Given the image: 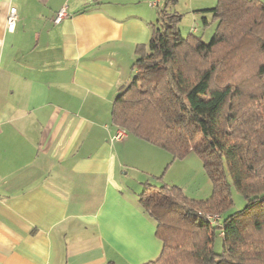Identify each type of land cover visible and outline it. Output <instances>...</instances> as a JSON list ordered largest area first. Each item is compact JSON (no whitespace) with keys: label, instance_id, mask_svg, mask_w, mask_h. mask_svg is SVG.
I'll return each mask as SVG.
<instances>
[{"label":"crops","instance_id":"1","mask_svg":"<svg viewBox=\"0 0 264 264\" xmlns=\"http://www.w3.org/2000/svg\"><path fill=\"white\" fill-rule=\"evenodd\" d=\"M151 1L0 0V264H142L160 254L137 198L171 155L128 133L113 139L112 120L157 23L162 0ZM216 1L183 0L190 25L179 23L180 34H205Z\"/></svg>","mask_w":264,"mask_h":264},{"label":"trees","instance_id":"2","mask_svg":"<svg viewBox=\"0 0 264 264\" xmlns=\"http://www.w3.org/2000/svg\"><path fill=\"white\" fill-rule=\"evenodd\" d=\"M176 1L157 6L148 50L136 58L112 120L171 161L194 151L211 194L199 200L174 184L145 183L137 202L155 222L162 249L142 264H264V114L256 105L264 102V2L217 0L206 42L180 34ZM231 185L246 204L228 212Z\"/></svg>","mask_w":264,"mask_h":264},{"label":"rangeland","instance_id":"3","mask_svg":"<svg viewBox=\"0 0 264 264\" xmlns=\"http://www.w3.org/2000/svg\"><path fill=\"white\" fill-rule=\"evenodd\" d=\"M183 4V0H180L179 5H177V9L183 12V16L180 22V26L182 28H189V16L190 14L185 8ZM217 25V21L215 24L211 26L210 29L206 30L205 34L202 32L203 27H200V31L198 32V36H200L204 41H209L214 33L215 27ZM203 36H202V34ZM188 32H186L187 34ZM185 34V35H186ZM248 69L251 65H245ZM264 82V80H263ZM260 107L261 112L264 114V102L262 104H256ZM172 160V159H171ZM173 162V163H172ZM171 162V167L169 171L160 179H158L157 185L161 184H174L178 187H181L185 194L193 199H206L211 194V183L208 179V176L203 170L202 162L199 156L194 152L191 151L185 158L183 159H176ZM231 195L233 204L230 207L228 212L237 211L242 209L245 204L246 200L243 196L235 189L233 185H231ZM222 250V236L220 232L217 231L214 236L213 241V251L215 253H220ZM118 264H126L124 261L119 262Z\"/></svg>","mask_w":264,"mask_h":264},{"label":"built area","instance_id":"4","mask_svg":"<svg viewBox=\"0 0 264 264\" xmlns=\"http://www.w3.org/2000/svg\"><path fill=\"white\" fill-rule=\"evenodd\" d=\"M158 1L159 0H153L150 2L151 6H157L158 5ZM67 15L65 8H61L60 10H58L54 16V18L52 19L53 23H59L65 16ZM16 22H17V12H16V8L11 7L7 13V18H6V28L8 31H14L15 26H16ZM126 134V131L123 128H119L116 131V134L113 135V139L119 140L122 137H124ZM206 219L208 220H212L214 218H216L215 216H210V215H206L205 216Z\"/></svg>","mask_w":264,"mask_h":264}]
</instances>
